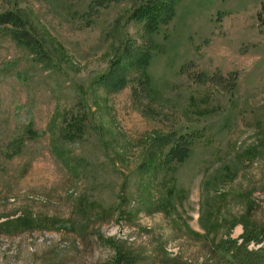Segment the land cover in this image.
Segmentation results:
<instances>
[{
	"label": "rangeland",
	"instance_id": "rangeland-1",
	"mask_svg": "<svg viewBox=\"0 0 264 264\" xmlns=\"http://www.w3.org/2000/svg\"><path fill=\"white\" fill-rule=\"evenodd\" d=\"M147 1L0 0L37 40L0 26V264H238L219 243L264 226V0H177L156 31ZM135 49L150 86L100 81Z\"/></svg>",
	"mask_w": 264,
	"mask_h": 264
},
{
	"label": "trees",
	"instance_id": "trees-1",
	"mask_svg": "<svg viewBox=\"0 0 264 264\" xmlns=\"http://www.w3.org/2000/svg\"><path fill=\"white\" fill-rule=\"evenodd\" d=\"M158 1L160 3V0H149L133 12L134 17L146 21L147 28L150 31L158 30V24L162 21H164L163 23L170 22L177 0L162 1L160 7H158ZM161 15H164V18ZM161 19L163 20L161 21ZM26 23L18 12L7 11L0 13V26L9 25L14 30L15 37L19 43L25 44L35 50L37 47L36 37L32 36L31 32L25 29ZM152 56L151 51L148 50L141 49L136 52L135 49V51H128L127 55L124 56L125 61H122L123 56L115 60L112 68L101 77L100 81L110 84L115 89L122 88L128 82L127 74L130 68L135 66L141 70V74L144 77L142 81L150 86V77L146 71V66L148 67ZM66 133L70 132L67 131ZM180 135L181 140L175 141L176 143L171 146L167 153V163L175 161L183 162L190 155V145L193 143V140L190 139L192 134L184 133ZM169 141H165L164 138L163 144L171 143ZM251 244L254 246H251ZM218 248L222 255L225 254L230 260L238 264H264V226L250 228V230L244 226V231L238 238L228 237L227 239H223L219 243ZM116 250L118 264H132L137 259L131 252H125L120 249Z\"/></svg>",
	"mask_w": 264,
	"mask_h": 264
}]
</instances>
